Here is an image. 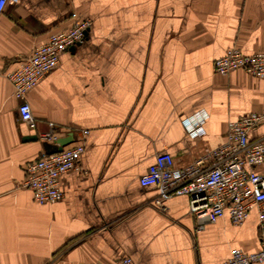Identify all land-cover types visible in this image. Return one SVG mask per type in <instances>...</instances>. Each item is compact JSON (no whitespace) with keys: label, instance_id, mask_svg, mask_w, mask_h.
Returning <instances> with one entry per match:
<instances>
[{"label":"crops","instance_id":"0c3cea01","mask_svg":"<svg viewBox=\"0 0 264 264\" xmlns=\"http://www.w3.org/2000/svg\"><path fill=\"white\" fill-rule=\"evenodd\" d=\"M75 16L91 26L28 93L31 130L6 73ZM232 46L264 51V0L9 1L0 16V264H221L233 249L257 250V208L241 224L225 213L197 229L187 195L161 207L156 187L140 183L158 153L190 165L225 141L229 121L264 107V76L216 71ZM200 110L205 131L192 137L183 120ZM49 121L66 145L88 134L79 169L61 176L63 199L42 203L23 182L51 145L30 138ZM263 134L264 123L251 132ZM252 169L264 174V163Z\"/></svg>","mask_w":264,"mask_h":264},{"label":"built area","instance_id":"2783aa9c","mask_svg":"<svg viewBox=\"0 0 264 264\" xmlns=\"http://www.w3.org/2000/svg\"><path fill=\"white\" fill-rule=\"evenodd\" d=\"M11 0H0V16ZM16 1V0H14ZM91 19L74 17L71 26L51 32L47 39L35 45L31 53L6 76L13 85L14 96L19 100L21 121L31 130L37 128V120L27 100L28 93L40 80L55 69L61 55L81 43L87 36ZM218 73L226 75L242 69L253 75L264 76V51L245 54L238 46L230 47L214 63ZM207 114L200 110L183 120L186 132L192 137L204 133ZM264 123V107L260 111L246 113L228 122L225 141L185 167H177L169 152L158 153L155 161L141 176L143 186L153 185L158 190L156 203L163 207L173 195L189 197V211L197 221V229L228 213L234 224L243 223L252 209H258L259 242L255 251L233 249L230 257L221 264H253L264 262V174L252 169L264 163V134L252 137L251 132ZM60 127L53 121L37 133L44 142L59 144ZM88 130L62 150L47 152L27 163L23 186L30 189L36 201L54 203L64 197L61 176L79 169V159L85 150ZM117 264H136L130 256H124Z\"/></svg>","mask_w":264,"mask_h":264},{"label":"water","instance_id":"95a60500","mask_svg":"<svg viewBox=\"0 0 264 264\" xmlns=\"http://www.w3.org/2000/svg\"><path fill=\"white\" fill-rule=\"evenodd\" d=\"M30 138H34L36 139L37 138V134L33 135L32 137ZM69 141H71V139H66V138H60L58 140V143L59 144H51L47 149L46 151L47 152H53V151H59V150H62L63 146H65Z\"/></svg>","mask_w":264,"mask_h":264}]
</instances>
